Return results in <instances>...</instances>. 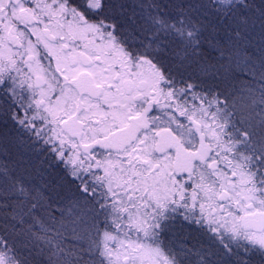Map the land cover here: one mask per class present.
Returning <instances> with one entry per match:
<instances>
[{"label":"snow or ice","instance_id":"snow-or-ice-1","mask_svg":"<svg viewBox=\"0 0 264 264\" xmlns=\"http://www.w3.org/2000/svg\"><path fill=\"white\" fill-rule=\"evenodd\" d=\"M0 264H264V0H0Z\"/></svg>","mask_w":264,"mask_h":264}]
</instances>
